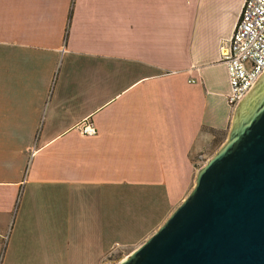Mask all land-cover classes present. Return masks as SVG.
Listing matches in <instances>:
<instances>
[{
	"label": "crops",
	"instance_id": "1",
	"mask_svg": "<svg viewBox=\"0 0 264 264\" xmlns=\"http://www.w3.org/2000/svg\"><path fill=\"white\" fill-rule=\"evenodd\" d=\"M242 2L0 0V264H113L164 223L233 118Z\"/></svg>",
	"mask_w": 264,
	"mask_h": 264
},
{
	"label": "water",
	"instance_id": "2",
	"mask_svg": "<svg viewBox=\"0 0 264 264\" xmlns=\"http://www.w3.org/2000/svg\"><path fill=\"white\" fill-rule=\"evenodd\" d=\"M117 264H264V76L190 192Z\"/></svg>",
	"mask_w": 264,
	"mask_h": 264
},
{
	"label": "built area",
	"instance_id": "3",
	"mask_svg": "<svg viewBox=\"0 0 264 264\" xmlns=\"http://www.w3.org/2000/svg\"><path fill=\"white\" fill-rule=\"evenodd\" d=\"M220 59L228 75L226 100L234 108L264 74V0H243L232 35L220 49ZM79 132L92 135L96 129L92 122H85ZM206 160L198 155V169Z\"/></svg>",
	"mask_w": 264,
	"mask_h": 264
},
{
	"label": "rangeland",
	"instance_id": "4",
	"mask_svg": "<svg viewBox=\"0 0 264 264\" xmlns=\"http://www.w3.org/2000/svg\"><path fill=\"white\" fill-rule=\"evenodd\" d=\"M262 76H264V74H262ZM262 76H261V78H262ZM259 79H260V78H259ZM259 79H258V81H259ZM258 81H257V82H258ZM257 82H256V84H257ZM256 84H255V85H256ZM255 85H254V87H255ZM254 87H253V88H254ZM253 88L251 89V91L253 90ZM251 91L248 93V95L251 93ZM245 97H247V95H245ZM245 97H244V98H245ZM244 98H243V99H244ZM243 99H242V100H241V101H240V102H239L234 108H232L231 115L233 116V118L231 119V122H230L229 127H227V129L224 131V133L221 134V136H220V143L217 144L216 147H214L213 152L211 153V154H212L211 157H212V156H213V155H214V154L220 149V147H221L223 144H225L226 141L228 140L229 132H230L231 128H233L234 125H235V117H236V113H237V111L239 110V107H240V105H241ZM193 186H194V184H193ZM124 255H125L124 252H119V254H117L116 257H115L113 264H117L122 258H124Z\"/></svg>",
	"mask_w": 264,
	"mask_h": 264
}]
</instances>
